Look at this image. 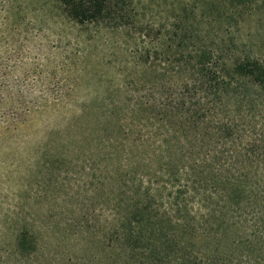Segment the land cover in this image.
<instances>
[{
	"label": "rangeland",
	"instance_id": "374dc122",
	"mask_svg": "<svg viewBox=\"0 0 264 264\" xmlns=\"http://www.w3.org/2000/svg\"><path fill=\"white\" fill-rule=\"evenodd\" d=\"M237 35L264 60V14ZM138 43L134 29L80 26L56 0H0V264H216L242 235L199 218L190 253L170 260L133 238L134 215L170 201L210 157L198 124L154 103L171 91L143 89ZM218 191V214L252 218ZM197 199L193 211H207ZM24 231L28 256L17 250Z\"/></svg>",
	"mask_w": 264,
	"mask_h": 264
},
{
	"label": "trees",
	"instance_id": "16d2710c",
	"mask_svg": "<svg viewBox=\"0 0 264 264\" xmlns=\"http://www.w3.org/2000/svg\"><path fill=\"white\" fill-rule=\"evenodd\" d=\"M56 1L80 26L136 30L143 89L149 96L171 91L165 101L154 103L188 115L209 141L203 169L170 201L157 208L143 206L134 215L133 238L154 259H175L194 247L202 218L242 233L216 264H264V60L242 50L237 35L246 18L264 14V0ZM160 12L168 15L165 24L157 23ZM146 66H153L152 78ZM231 101L235 108L228 113ZM220 187L230 204L252 206L250 220L210 207L217 201L209 192ZM196 199L202 206L207 202L209 211L195 213ZM34 245L30 232L19 234L21 256H28Z\"/></svg>",
	"mask_w": 264,
	"mask_h": 264
}]
</instances>
